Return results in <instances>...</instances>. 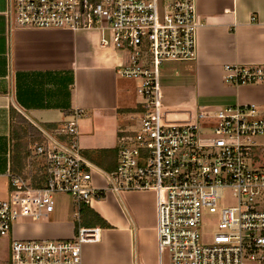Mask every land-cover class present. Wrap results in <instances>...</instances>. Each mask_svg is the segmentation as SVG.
Wrapping results in <instances>:
<instances>
[{"label": "built area", "instance_id": "obj_1", "mask_svg": "<svg viewBox=\"0 0 264 264\" xmlns=\"http://www.w3.org/2000/svg\"><path fill=\"white\" fill-rule=\"evenodd\" d=\"M10 32L92 31L101 47L128 54L119 74L139 82L144 97L140 128L121 139L118 164L107 172L87 159L79 145L83 112L68 113L54 128L37 127L42 143L33 147L28 167H45L44 188L10 174L9 194L0 200V238H9L25 220L55 212V196L84 205L107 195L154 192L157 197L159 262L168 264H264V161L257 142L264 137V112L256 104L202 110L188 90L160 85L166 62L192 61L197 34L206 25L196 0H6ZM256 20L253 18V21ZM210 24H213L211 21ZM230 86L264 84V65H226ZM101 175L106 186L94 185ZM231 191L236 204L221 212L213 240H201L204 214ZM99 228L80 227L73 240L11 239L7 264H83V244L99 241ZM1 264V263H0Z\"/></svg>", "mask_w": 264, "mask_h": 264}, {"label": "crops", "instance_id": "obj_2", "mask_svg": "<svg viewBox=\"0 0 264 264\" xmlns=\"http://www.w3.org/2000/svg\"><path fill=\"white\" fill-rule=\"evenodd\" d=\"M196 3L206 25L197 34V53L192 60L195 84L177 89L193 93L197 103L200 97L216 99L217 107L253 103L264 112V84L236 87L224 82L226 65H264V0ZM6 6V0H0V180L10 181L13 128L19 119L37 132V127L54 128L66 120L68 113L80 110L82 152L119 151L121 139L137 131L142 120L139 82L118 73L128 63V54L101 47L97 30L10 32L3 16ZM259 155L264 161L263 147ZM28 159L26 168L31 170ZM102 178L94 176V185L101 189ZM89 207L111 228H99V241L82 245L83 264H158L154 192L110 194ZM49 220L50 216L22 221L11 237L0 239L8 241L9 246L18 235L34 239L75 235L69 223L50 228ZM21 228L27 232L21 233Z\"/></svg>", "mask_w": 264, "mask_h": 264}, {"label": "rangeland", "instance_id": "obj_3", "mask_svg": "<svg viewBox=\"0 0 264 264\" xmlns=\"http://www.w3.org/2000/svg\"><path fill=\"white\" fill-rule=\"evenodd\" d=\"M195 64L193 61H183V62H166L160 68V85L163 89L167 91H178L177 88L183 86H191L190 84H195ZM139 85V84H138ZM138 97L141 102L144 101V97L139 93V89L137 90ZM216 100V99H215ZM214 99H208L205 97H200L198 101V107L202 110H216L218 107L215 105ZM224 107V106H222ZM132 117V116H131ZM137 116H135L136 118ZM141 119V116H138ZM135 124V121H133ZM257 142L264 148V137L258 138ZM103 179V178H102ZM104 180V179H103ZM9 179L0 180V200H6L9 194ZM104 187L106 186V182L104 180ZM56 206L55 212L50 215L49 224L50 228L57 224H66L69 223L68 226L71 230L75 232L72 238H56V239H34L31 237H25L23 235H18L17 239L22 241L27 240H37V241H68L73 240L78 233L80 227L87 228V224L85 223L86 217H82L77 219L75 217V213L79 212V209L74 204V199L72 196L68 194H58L55 196ZM236 204V200L234 199L231 191H226L224 199L220 200L217 203L218 213L211 214L207 213L203 215L202 224L200 227L201 240L205 244H209L213 240V236L217 232L218 225L220 222L221 212L224 209H228L233 207ZM99 214V213H98ZM102 218L103 216L99 214ZM102 228V226H100ZM21 233L27 232V229L21 228L19 230ZM9 258V246L8 241L5 239H0V263L7 264ZM163 262L164 264L169 263V253L167 250L163 251Z\"/></svg>", "mask_w": 264, "mask_h": 264}, {"label": "trees", "instance_id": "obj_4", "mask_svg": "<svg viewBox=\"0 0 264 264\" xmlns=\"http://www.w3.org/2000/svg\"><path fill=\"white\" fill-rule=\"evenodd\" d=\"M13 149L11 156V174L29 180L33 188L46 187L48 177L45 167L36 164L34 169L27 170V159L32 155V147L42 143V139L36 134L34 128L25 120L19 119L13 128ZM83 155L107 172H112L117 167L118 151H88ZM82 217H86L87 228H111L109 224L89 206L84 205L81 209Z\"/></svg>", "mask_w": 264, "mask_h": 264}]
</instances>
